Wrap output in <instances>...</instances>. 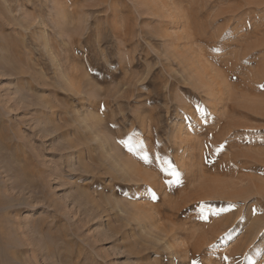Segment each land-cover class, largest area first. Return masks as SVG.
I'll return each instance as SVG.
<instances>
[{
    "label": "rangeland",
    "instance_id": "rangeland-1",
    "mask_svg": "<svg viewBox=\"0 0 264 264\" xmlns=\"http://www.w3.org/2000/svg\"><path fill=\"white\" fill-rule=\"evenodd\" d=\"M263 153L264 0H0V264H264Z\"/></svg>",
    "mask_w": 264,
    "mask_h": 264
},
{
    "label": "bare ground",
    "instance_id": "bare-ground-1",
    "mask_svg": "<svg viewBox=\"0 0 264 264\" xmlns=\"http://www.w3.org/2000/svg\"><path fill=\"white\" fill-rule=\"evenodd\" d=\"M65 9V8H64ZM197 30V29H196ZM196 37V36H195ZM264 154V153H263ZM263 154H261V155H263ZM261 157V156H260ZM260 161H261V159H260ZM261 163H262V161H261ZM240 166V165H239ZM252 167V166H251ZM133 174V173H132ZM235 175V174H234ZM245 179V178H244ZM238 180V179H237ZM241 180H242V178H241ZM241 180H239V181H241ZM246 180V179H245ZM251 180V179H250ZM235 182H236V180H235ZM234 182V183H235ZM233 183V184H234ZM240 183V182H239ZM238 183L236 182L235 183V185L234 186H236ZM242 185H243V183H241ZM239 185V184H238ZM254 186V185H253ZM253 186H250V187H253ZM262 186V185H261ZM206 187V186H205ZM225 187V186H224ZM250 187L248 186V188L247 187H245V188H242V191L240 192V191H231V192H229V191H226V192H222V193H219V200L220 199H222V200H242V201H245V198H246V196H247V194H248V192H250L251 190H250ZM222 189H223V187H222ZM256 189V188H255ZM222 191V190H221ZM258 194V193H257ZM251 195V194H250ZM256 196V195H255ZM213 197V196H212ZM251 197V196H250ZM256 198H257V196H256ZM262 198V197H261ZM263 200V199H262ZM237 202V201H236ZM260 203V202H259ZM258 203V204H259ZM261 204V203H260ZM236 205V204H235ZM261 208V207H260ZM232 211V210H231ZM263 211V210H262ZM258 212V211H257ZM259 214V213H258ZM260 215V214H259ZM177 216V215H176ZM255 217V216H254ZM253 217V218H254ZM260 218V217H259ZM159 219V218H158ZM241 220V219H240ZM259 220L260 219H258V217L256 218V219H253V221H251L250 222V224H248V226H247V230H246V233H247V235H246V240L248 241H250L251 239H253L254 237H255V235L261 230V227H260V223H259ZM225 222H222L226 227H230V226H232V225H234L235 223H236V220H235V217L234 216H228L225 220H224ZM238 222V221H237ZM219 225H221L220 224V222H219ZM162 228V227H161ZM212 240V239H211ZM251 244V243H250ZM200 248V247H199Z\"/></svg>",
    "mask_w": 264,
    "mask_h": 264
},
{
    "label": "snow or ice",
    "instance_id": "snow-or-ice-1",
    "mask_svg": "<svg viewBox=\"0 0 264 264\" xmlns=\"http://www.w3.org/2000/svg\"><path fill=\"white\" fill-rule=\"evenodd\" d=\"M145 159H147V156L145 155V157H144ZM173 174H175V173H173Z\"/></svg>",
    "mask_w": 264,
    "mask_h": 264
}]
</instances>
